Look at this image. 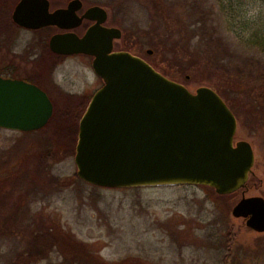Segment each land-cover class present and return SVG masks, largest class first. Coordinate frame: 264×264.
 Listing matches in <instances>:
<instances>
[{"label":"rangeland","instance_id":"374dc122","mask_svg":"<svg viewBox=\"0 0 264 264\" xmlns=\"http://www.w3.org/2000/svg\"><path fill=\"white\" fill-rule=\"evenodd\" d=\"M50 1L57 6L68 0ZM82 1L103 7L106 24L121 29L115 48L145 58L192 92L208 86L221 96L237 121L234 141L252 146L253 173L229 194L202 184L110 188L75 178L74 132L84 111L78 101L86 102L101 79L89 57H69L52 68L46 60L53 29L3 26L0 8V71L50 74L61 90L51 89L50 120L72 127L68 140L50 135V120L31 132L0 127V264H25L41 226L55 231L57 243L42 241L45 254H31L27 264H264V232L231 213L242 196L264 198V0ZM73 143V154H64ZM50 147L61 157L41 177L35 157H24ZM52 177L65 184H51Z\"/></svg>","mask_w":264,"mask_h":264},{"label":"water","instance_id":"95a60500","mask_svg":"<svg viewBox=\"0 0 264 264\" xmlns=\"http://www.w3.org/2000/svg\"><path fill=\"white\" fill-rule=\"evenodd\" d=\"M80 7V0H71L49 11L48 0H19L12 12L16 24L30 29H70L84 18L95 20L82 36L66 32L49 39L55 53L92 56V70L103 82L78 122V178L110 188L202 184L218 194L245 187L254 152L248 141H234L237 121L221 96L208 86L192 92L142 57L113 51L121 30L102 25L107 18L103 7L90 6L79 16ZM52 114L53 104L42 88L0 76L1 128L35 131ZM231 213L244 218L248 228L264 232L262 196H242Z\"/></svg>","mask_w":264,"mask_h":264},{"label":"flooded vegetation","instance_id":"af4514ba","mask_svg":"<svg viewBox=\"0 0 264 264\" xmlns=\"http://www.w3.org/2000/svg\"><path fill=\"white\" fill-rule=\"evenodd\" d=\"M71 0H68L65 4H61V5H57V6H53L52 5V2L50 1V0H48V4H49V11H53V10H55V9H58V8H65V7H67V5H68V3L70 2ZM81 1V7L76 11V13H77V15H79V16H81L84 12H85V10L87 9V8H89L90 6H87V7H84V3H83V1L82 0H80ZM19 2V0L16 2V4ZM1 5H0V8H1V11H4L5 12V16L4 17H2V20H1V23H3V26H14V28H16V27H18V28H24V29H28V30H37V29H30V28H26V27H23V26H20V25H18V24H16L15 22H14V20L12 19V12H13V10H14V8H15V6H16V4L14 5V7H13V9L10 11V6L13 4V0H11V2H10V0H7V1H3L2 3H0ZM91 6H93V5H91ZM9 11H10V16H9ZM6 12H8L7 14V20L9 21V22H7V20H6ZM8 17H9V19H8ZM5 18V19H4ZM4 21V22H3ZM106 22H107V18H106V20L102 23V25H104V26H107V27H110V25H107L106 24ZM11 23V24H10ZM95 23V20H91V19H87V18H84L83 20H82V22L78 25V26H76V27H74V28H62V27H58V26H56V25H49V26H45V27H42V28H47V29H53V33L50 35V37L53 35V34H56V33H66V32H74V33H76L78 36H82L83 34H84V32L87 30V28L89 27V26H91L92 24H94ZM5 28V27H4ZM11 28H13V27H11ZM13 28V29H14ZM17 28V29H18ZM42 28H38V29H42ZM121 30V29H120ZM6 31V30H5ZM7 32V31H6ZM6 32H4V33H6ZM13 34V33H12ZM2 37H3V34H2ZM50 37H49V39H50ZM121 37H122V31H121ZM121 37L120 38H118V39H114L113 40V48H112V50L113 51H117V50H122V49H118V48H115V41H117V40H119V39H121ZM3 39V38H2ZM49 39H48V42H47V46H48V50H50V52L52 53V54H50V57L48 56V58L49 59H47L46 60V58H45V60H46V62L47 63H49V64H51V66H52V68L53 67H55L56 65H58L63 59H67V58H69V57H73V56H81V57H89L90 59H91V63H92V59H93V57L92 56H90V55H85V54H70V55H65V54H58V53H55V52H53L51 49H50V47H49ZM8 42V41H10V39H9V37L8 38H6V36H5V42ZM7 44V43H6ZM147 53L148 54H151L152 53V51L151 52H149L148 50H147ZM43 57V56H42ZM43 58V59H44ZM143 58V57H142ZM144 60H146L145 58H143ZM147 61V60H146ZM149 64H151V63H149ZM13 65V64H12ZM152 65V64H151ZM14 66H16V65H14ZM153 66V65H152ZM154 67V66H153ZM155 68V67H154ZM156 69V68H155ZM13 71H16L17 72V70H15V68L13 69ZM24 72H26V75L25 76H21V75H16L15 73L14 74H12V73H10L9 71H3V70H1L0 71V76L1 77H3V78H11V79H20V80H24V81H26V82H30V83H33V84H36L37 86H39V85H42L43 86V84H41V82L43 83V82H45V85H46V87H44L43 86V90L45 91V89L49 92V94H50V96H49V98H50V100H51V102H52V104H53V110H54V101H53V97H52V92H51V89L54 91V92H56V93H60L61 92V90L59 89V84L56 82V81H54L53 79H52V77L50 76V74H46L45 72H41L40 70L38 71V70H33V71H31V69H27V70H25ZM96 75V74H95ZM31 76V77H30ZM97 76V75H96ZM166 76V75H165ZM98 78H100L99 76H97ZM101 79V78H100ZM103 85V82H102V79H101V84L97 87V88H95L94 89V91H93V93L98 89V88H100L101 86ZM40 87V86H39ZM46 92V91H45ZM47 93V92H46ZM93 93H92V95H93ZM91 95V96H92ZM91 96L87 99V101L85 102V101H83L82 100V98L80 99V101H78V104H84V110H85V108H86V106H87V104H88V102H89V100H90V98H91ZM79 122V121H78Z\"/></svg>","mask_w":264,"mask_h":264},{"label":"trees","instance_id":"16d2710c","mask_svg":"<svg viewBox=\"0 0 264 264\" xmlns=\"http://www.w3.org/2000/svg\"><path fill=\"white\" fill-rule=\"evenodd\" d=\"M173 5V4H172ZM191 24H193V23H191ZM68 116L67 115H65L64 116V119L66 118V119H68L67 118ZM68 121V120H67ZM70 124L71 123H68V124H66L65 126H63L62 124L61 125H59L58 123H55L54 122V119H52V120H50V122L48 123V127L50 128V126H51V133H50V135H52V134H55V135H53L54 137H56L57 135L59 136V137H61V136H65L66 137V140H68V139H70L71 137H72V132H71V130H72V127L70 126ZM54 125L56 126H58V128H57V130H54ZM59 126L60 127H62V129L61 130H59ZM76 127L77 126H75V132H74V138H75V136H76V133H77V131H76ZM43 129V128H42ZM42 129H40V130H42ZM57 134V135H56ZM61 135V136H60ZM73 146H74V143H73V145H71L69 148H68V150H65L63 153L64 154H73ZM53 147V146H52ZM52 147H50V149H43V150H38V152L36 153V155H34L35 154V152L33 153H27L26 154V157H24V158H26V159H28L29 157H35V163H36V170L38 171V172H40L39 174H41V177L44 175V173H46V169H48V168H50V166L52 165V163L53 162H55L56 160H58L59 159V157H61V155H59L57 152H56V154L54 153L55 152V150H53V148ZM15 166V165H14ZM12 170H14V171H16V168H14L13 169V167L11 168ZM16 174V173H15ZM5 175V174H4ZM3 175V176H4ZM7 176H10L9 174L7 175ZM27 176H29L28 174H27ZM19 177H21V174H19L18 176H17V178H19ZM74 178V176L72 177V179ZM75 178H78L77 176L75 177ZM14 179V178H13ZM33 179H35V178H33ZM67 179V178H66ZM64 180L65 179H62V180H60V179H56V178H54V177H52V180H51V184H56V185H58V184H65L64 183ZM4 183V180H2V178L0 177V183ZM31 182H33V181H31ZM36 182V181H35ZM33 186V185H32ZM0 188H1V185H0ZM21 198H20V200H17L16 202H15V204H16V207L18 208V207H20L21 206ZM1 226V225H0ZM42 228H41V230L39 229V230H37V231H35L36 233H35V235H34V237H33V241H31V247H32V251H31V254H32V256H33V259H35V258H41L45 253H44V246L42 245V241L45 243V245L46 246H52V245H54V242H56L57 243V241H56V233H55V231H50V232H48L47 231V227H43V226H41ZM34 232V231H33ZM229 234H231V233H229ZM229 240H231V242H230V244L232 245V246H235L236 245V242H235V238L232 236V235H230L229 236V238H228ZM232 249V248H231ZM31 254L28 256V258L26 259L27 261H24V263L25 264H27V263H29V261H31L30 259H29V257L31 258ZM14 264H22V263H14Z\"/></svg>","mask_w":264,"mask_h":264}]
</instances>
